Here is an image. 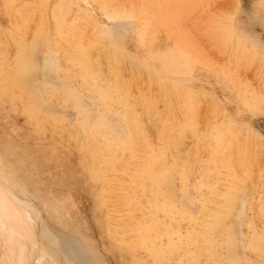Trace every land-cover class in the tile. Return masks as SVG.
I'll return each mask as SVG.
<instances>
[{
	"label": "rangeland",
	"instance_id": "rangeland-1",
	"mask_svg": "<svg viewBox=\"0 0 264 264\" xmlns=\"http://www.w3.org/2000/svg\"><path fill=\"white\" fill-rule=\"evenodd\" d=\"M0 264H264V0H0Z\"/></svg>",
	"mask_w": 264,
	"mask_h": 264
},
{
	"label": "bare ground",
	"instance_id": "bare-ground-1",
	"mask_svg": "<svg viewBox=\"0 0 264 264\" xmlns=\"http://www.w3.org/2000/svg\"><path fill=\"white\" fill-rule=\"evenodd\" d=\"M85 66H86V65H85ZM86 67H87V66H86ZM115 130H116V129H115ZM173 177H174V176H173ZM229 192H230V191H229ZM237 195H238V194H237ZM235 200H236V199H235ZM231 204H232V200H231V201L225 206V208L227 209V211L230 210V208H231ZM232 207H233V206H232ZM233 208H234V207H233ZM216 209H217V208H216ZM231 211H232V210H231ZM218 212H219V210H218ZM218 212H217V213H218ZM215 218H217V217H215ZM217 219H218V218H217ZM217 219H216V220H217ZM229 219H230V218H229ZM230 220H231V219H230ZM238 220H239V219H238ZM223 222H224V220H223ZM200 223H201V222H200ZM200 223H199V224H200ZM224 223H225V222H224ZM211 224H212V223H211ZM212 225H214V223H213ZM210 226H211V225H209V227H210ZM220 227H221V226H219L218 228H220ZM212 228H213V227H211V229H212ZM225 228H226V227H225ZM196 229H197V228H196ZM223 229H224V227H223ZM198 230H199V229H198ZM212 230H213V229H212ZM212 230H211V231H212ZM216 230H218V229L216 228ZM216 230H213V231H216ZM203 231H204V229H203ZM213 231H212V232H213ZM200 232H201V231H200ZM204 232H205V231H204ZM231 233H232V232H231ZM197 234H198V233H197ZM204 234H205V233H204ZM204 236L207 237V238L209 237V236H206V235H204ZM232 238H233V237H232ZM215 259H216V258H215ZM215 259H214V261H215Z\"/></svg>",
	"mask_w": 264,
	"mask_h": 264
}]
</instances>
